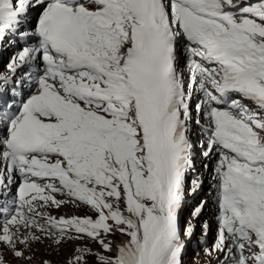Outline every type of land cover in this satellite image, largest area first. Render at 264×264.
<instances>
[{"label": "snow or ice", "instance_id": "snow-or-ice-1", "mask_svg": "<svg viewBox=\"0 0 264 264\" xmlns=\"http://www.w3.org/2000/svg\"><path fill=\"white\" fill-rule=\"evenodd\" d=\"M8 49L0 264H184L212 227L207 199L184 214L198 128L208 264H264V0H0Z\"/></svg>", "mask_w": 264, "mask_h": 264}, {"label": "rangeland", "instance_id": "rangeland-1", "mask_svg": "<svg viewBox=\"0 0 264 264\" xmlns=\"http://www.w3.org/2000/svg\"><path fill=\"white\" fill-rule=\"evenodd\" d=\"M200 137L201 138V134H199V136H195V138H198ZM202 140H205V139H202ZM198 158H197V163H196V168L201 170V176L202 178L204 177V181H205V191H207L208 189H210V184H211V181L212 179L210 178L211 175V170H212V166H213V163L207 161V160H203V158L198 154ZM208 164L209 167V171L210 172H206L207 170H205L203 167H202V163L204 164ZM207 176L209 178H207ZM207 179L209 181H207ZM192 197V196H190ZM190 197L187 199L189 200ZM208 197H211V195H209ZM59 198V197H58ZM193 201V199H192ZM189 206H191V201L188 203ZM74 211V212H73ZM56 212V213H55ZM86 212V209L84 208H80V209H77L74 205H65L63 208H61L60 210H52V214L55 215V216H60V215H65V214H68V215H84ZM77 213V214H76ZM215 230V227L214 229ZM211 232H212V227H211V231L209 232L208 234V239H210L211 237ZM198 237L200 238H205L204 236H202L201 234V231L198 232ZM123 239H125L124 237L122 236H117L115 237V240L117 243H119L120 241H122ZM212 242V240H210L208 242V244H210ZM207 243V242H206ZM49 244V242H44L42 243L41 245H35L34 246V251H35V259L33 261H30V262H25V261H17L16 264H40V261L43 260V259H47L49 261L52 262V264H64V261L67 257H69L71 255V252H72V249L76 246V242L73 241L72 243H68V244H64V245H61L60 249H59V252L56 251L55 248L53 247H49L47 246ZM93 247H95L93 245ZM43 252V254H42ZM190 252V246L188 245L187 247V250L185 252V256H187V259L184 258V264H193V263H190V260L188 259V254ZM204 252H199V258L197 260V264H208V257L205 256L204 258L200 255ZM42 255V256H41ZM9 259H11V257H9ZM213 264H214V260H213Z\"/></svg>", "mask_w": 264, "mask_h": 264}, {"label": "bare ground", "instance_id": "bare-ground-1", "mask_svg": "<svg viewBox=\"0 0 264 264\" xmlns=\"http://www.w3.org/2000/svg\"><path fill=\"white\" fill-rule=\"evenodd\" d=\"M74 212V211H73ZM56 213V212H55ZM54 214V213H53ZM77 214V213H76ZM71 215V214H70ZM42 254H43V252H42ZM44 255V254H43ZM42 256V255H41Z\"/></svg>", "mask_w": 264, "mask_h": 264}]
</instances>
